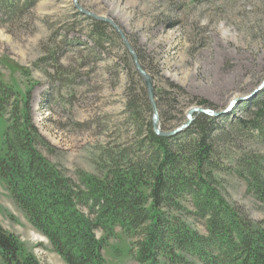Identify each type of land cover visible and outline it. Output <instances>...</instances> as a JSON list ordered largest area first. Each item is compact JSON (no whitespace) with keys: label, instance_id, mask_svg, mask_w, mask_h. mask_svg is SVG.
I'll use <instances>...</instances> for the list:
<instances>
[{"label":"rangeland","instance_id":"1","mask_svg":"<svg viewBox=\"0 0 264 264\" xmlns=\"http://www.w3.org/2000/svg\"><path fill=\"white\" fill-rule=\"evenodd\" d=\"M77 4L118 30L82 14ZM97 25L104 29L101 38ZM122 36L153 81L162 130L178 129L194 108L215 112L209 117L222 132L216 165L205 168L210 177L203 179L232 209L264 229V144L237 126L246 117L242 105L264 91L255 94L264 84V0H35L22 12L0 14V85L12 90H7L8 107L21 106L30 93V118L42 140L38 151L77 185L81 177L107 179L143 157L138 142L146 130L135 127L129 102L152 127L154 112ZM239 100L244 102L232 107ZM1 113L0 148L10 108ZM259 178L263 194L254 189ZM82 190L87 191L83 185ZM181 194L163 212L207 236L194 197ZM88 210L82 209L95 220ZM0 225L37 264H66L1 180ZM144 233L143 228L98 229L104 264H140ZM169 253H158L156 264H203L177 249L179 259Z\"/></svg>","mask_w":264,"mask_h":264},{"label":"trees","instance_id":"2","mask_svg":"<svg viewBox=\"0 0 264 264\" xmlns=\"http://www.w3.org/2000/svg\"><path fill=\"white\" fill-rule=\"evenodd\" d=\"M24 1L0 0V14L22 12L35 0ZM102 27L96 30L99 38ZM7 90L0 85V112L10 108L11 116L0 148V180L66 264H104V244L95 232L113 231L116 226L145 231V239L139 243L140 264H156L158 253L167 250L179 259L176 249L203 264H264V229L232 209L207 185L210 175L205 168L216 165L217 140L222 132L215 119L200 115L179 137H160L151 121L145 124L140 108L130 101L135 127L146 130V137L138 142L143 157L107 179L81 177L77 185L38 151L37 143L42 140L30 118V93L23 106L8 107L6 99L12 90ZM144 97L145 108L152 113ZM242 108L246 117L238 120V128L250 136L257 134L264 144V91ZM255 181L256 193L263 194L261 178ZM182 192H188L197 202L200 216L206 219L207 236L177 225L163 212V207L177 204ZM86 207L95 220L85 216L82 209ZM0 264H37L36 258L25 255L20 241L1 225Z\"/></svg>","mask_w":264,"mask_h":264},{"label":"water","instance_id":"3","mask_svg":"<svg viewBox=\"0 0 264 264\" xmlns=\"http://www.w3.org/2000/svg\"><path fill=\"white\" fill-rule=\"evenodd\" d=\"M77 9L84 15L93 18L94 20L98 21V22H104V23H109V24H113L110 20L106 19V18H101L98 17L94 14L88 13L86 11H84L82 8H80L77 4ZM113 26L117 29V27L113 24ZM124 38V36H122ZM125 44L127 45L128 50L131 52L132 56L134 57L135 61H136V67L140 73V75L143 77L147 89H148V94H149V100L150 103L152 105L153 108V112H154V117H153V128H154V133L157 136L160 137H166V138H175L179 135H181L183 132H185L193 123L194 121V117L196 115H208V116H216L215 112L210 111L209 109H206L204 107H198V108H194L192 109L187 116V122L185 124H183L182 126H180L178 129H176L173 132H165L162 130L161 125H160V119H159V113H158V108H157V104L155 102V93H154V84L153 81L151 79V77L140 67L137 57L136 55L133 53V50L131 49L130 45L127 43L126 39L124 38ZM264 88V84H262L260 86V88L258 89V91L255 94H258V92H260L262 89ZM254 94V95H255ZM244 102V100L242 101H236L234 104H238Z\"/></svg>","mask_w":264,"mask_h":264},{"label":"bare ground","instance_id":"4","mask_svg":"<svg viewBox=\"0 0 264 264\" xmlns=\"http://www.w3.org/2000/svg\"><path fill=\"white\" fill-rule=\"evenodd\" d=\"M236 105H237V104L232 103V107H233V106H236Z\"/></svg>","mask_w":264,"mask_h":264}]
</instances>
